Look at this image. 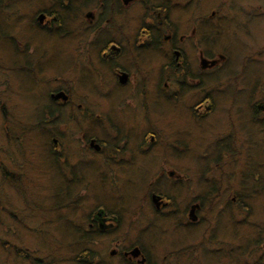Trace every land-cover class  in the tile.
Listing matches in <instances>:
<instances>
[{"label": "flooded vegetation", "instance_id": "af4514ba", "mask_svg": "<svg viewBox=\"0 0 264 264\" xmlns=\"http://www.w3.org/2000/svg\"><path fill=\"white\" fill-rule=\"evenodd\" d=\"M242 1L0 0L7 25L19 32L8 33L20 61L6 71L27 74L29 94H38L23 105L44 113L28 132L41 135L43 176L48 162L56 171L57 207L74 214L81 200L96 202L68 218L72 235L87 239L86 253L105 236L113 263L193 264L207 244L222 251L231 234L239 256L251 260L253 232L241 243L236 237L253 217L238 195L253 185L235 180L244 111L237 90L223 88V74L207 72L225 57L211 47L231 23L241 27L235 16L264 14V4L250 2L248 11ZM19 95L11 92L12 106L23 107ZM247 106L243 128L255 108L264 110ZM155 232L170 234L161 258L143 242L154 246ZM128 235L140 242L121 243Z\"/></svg>", "mask_w": 264, "mask_h": 264}, {"label": "rangeland", "instance_id": "374dc122", "mask_svg": "<svg viewBox=\"0 0 264 264\" xmlns=\"http://www.w3.org/2000/svg\"><path fill=\"white\" fill-rule=\"evenodd\" d=\"M250 2L264 4V0H243L239 7L248 10L252 6ZM235 18L243 20L241 27L237 28L235 23H231L224 31L220 42L211 47L214 54L222 52L225 57L217 67L207 72L223 74L221 80L224 83L223 88L237 90V106L244 111L238 120V127L240 126L238 130L240 134H244L242 137L245 144L240 150L238 166L236 164L238 173L235 180L239 186L250 188L253 185L245 192L246 195L238 192L252 208L253 217L250 219L253 221L248 220L249 225L240 226L236 237L241 243L242 239L245 240L247 235L253 232L254 252L248 257L251 258L250 261L246 260V256H239L237 249L242 248L236 246L231 234H226L231 245L227 242L218 249L222 251L215 252V248L207 244L204 246V254L193 264H264L263 108H255L250 128L249 125L248 128H243L250 119V108L248 109L247 104L264 105V14L256 12L247 16L236 15ZM5 19L0 12V264H117L110 261L107 255V250L113 245L112 239L101 236L98 244L96 239L93 244L95 249L88 254L85 252L87 246L90 247L87 239L71 233L73 224L68 218L77 216L76 214L81 218L80 216L96 202L92 204L87 200L84 203L81 200V206L73 211L74 214L69 207L62 206L63 209L57 207L58 203L54 196L56 171L51 165L48 166V162L47 173L43 176L45 170L42 164L45 162L42 160L40 148H37L40 146L38 140L40 134L36 133L35 129L28 132V126L38 119H44V113L34 111L32 106L23 105L28 101L25 97L37 99L38 94H29L31 89L29 84L32 81L27 74L17 70L11 71V74L6 71L20 59L8 37V33L19 35V32L8 26V20L6 19V22ZM4 77L8 78L9 83ZM12 91L22 94L17 98L23 107L12 106L16 100L11 99ZM227 95L229 96L230 92ZM222 102L226 101L221 100L220 103ZM172 123L175 127L182 124L180 120ZM179 133L180 137L186 135L183 127ZM27 159L31 160V163ZM135 179L137 180L135 187L141 189L143 176L141 182L139 176ZM56 187L59 188V182ZM108 191L111 193L109 188ZM109 202L113 205H109L111 208L118 206L112 198ZM224 224L226 225V222ZM126 225V223L123 225L122 230H125ZM223 227L227 228L229 225ZM130 231L136 232L135 226ZM153 234L156 242L154 246H149L150 242L146 240L143 242L146 247L153 248L154 256L161 258L170 251L168 245L170 234L164 232ZM135 241L140 242L138 237L128 235L121 243L129 244Z\"/></svg>", "mask_w": 264, "mask_h": 264}, {"label": "water", "instance_id": "95a60500", "mask_svg": "<svg viewBox=\"0 0 264 264\" xmlns=\"http://www.w3.org/2000/svg\"><path fill=\"white\" fill-rule=\"evenodd\" d=\"M133 254H137L138 253V248H133L131 251Z\"/></svg>", "mask_w": 264, "mask_h": 264}]
</instances>
